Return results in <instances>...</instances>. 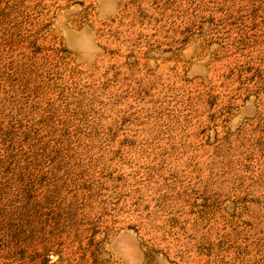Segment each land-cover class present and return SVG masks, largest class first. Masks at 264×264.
<instances>
[{
  "label": "rangeland",
  "instance_id": "1",
  "mask_svg": "<svg viewBox=\"0 0 264 264\" xmlns=\"http://www.w3.org/2000/svg\"><path fill=\"white\" fill-rule=\"evenodd\" d=\"M0 264H264V0H0Z\"/></svg>",
  "mask_w": 264,
  "mask_h": 264
}]
</instances>
